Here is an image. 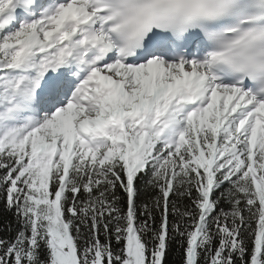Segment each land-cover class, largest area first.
<instances>
[{
  "label": "snow or ice",
  "instance_id": "1",
  "mask_svg": "<svg viewBox=\"0 0 264 264\" xmlns=\"http://www.w3.org/2000/svg\"><path fill=\"white\" fill-rule=\"evenodd\" d=\"M0 264H264V0H0Z\"/></svg>",
  "mask_w": 264,
  "mask_h": 264
},
{
  "label": "trees",
  "instance_id": "2",
  "mask_svg": "<svg viewBox=\"0 0 264 264\" xmlns=\"http://www.w3.org/2000/svg\"><path fill=\"white\" fill-rule=\"evenodd\" d=\"M9 222H14L13 216L4 210L3 205L0 204V236H5L6 234L3 231L5 225ZM168 264H181L180 259V250L177 245L172 246V251L169 253Z\"/></svg>",
  "mask_w": 264,
  "mask_h": 264
}]
</instances>
